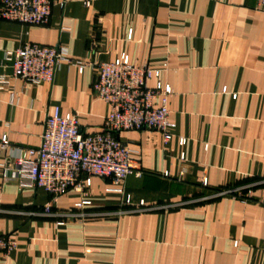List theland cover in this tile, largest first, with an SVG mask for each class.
Here are the masks:
<instances>
[{
	"label": "crops",
	"instance_id": "crops-1",
	"mask_svg": "<svg viewBox=\"0 0 264 264\" xmlns=\"http://www.w3.org/2000/svg\"><path fill=\"white\" fill-rule=\"evenodd\" d=\"M23 42L65 48L52 83L12 78L8 52ZM121 55L160 69L150 87L170 85L171 139L163 143L154 130L115 133L142 175H129L122 190L91 176L83 192L70 188L54 201L41 188L5 181L0 151V235L17 242L0 264H264V9L257 0H64L44 25L0 19V136L38 147L55 107L76 113L82 133L100 132L109 105L92 91L96 66ZM254 181L245 203L210 196ZM127 194L132 205L123 203ZM83 198L90 204L76 208ZM141 199L155 209L115 213ZM46 203L53 213L94 214H28Z\"/></svg>",
	"mask_w": 264,
	"mask_h": 264
},
{
	"label": "built area",
	"instance_id": "built-area-1",
	"mask_svg": "<svg viewBox=\"0 0 264 264\" xmlns=\"http://www.w3.org/2000/svg\"><path fill=\"white\" fill-rule=\"evenodd\" d=\"M64 6V0H0V19L25 25H44L49 21L54 4ZM257 6L264 9V0H257ZM12 58V78L27 83H52L56 70L68 58L64 47L21 43L8 52ZM80 63L79 69L82 70ZM97 75L92 91L97 98L109 105L100 132L84 134L79 129L76 113L61 115L58 107L46 114L40 143L35 148L10 145L6 133L0 136V151L5 153L2 163V177L16 182L19 189L41 188L51 196V201L68 189L83 192L91 183V176L110 179L112 185L122 190L129 175L141 176L139 162L130 157L128 145L115 137V133L127 130H154L162 135L163 143L171 137L174 123L169 120L168 100L172 89L168 83L157 80L153 87L148 80L158 77L160 69L149 66H135L128 55H121L110 62L96 66ZM16 101L10 93L11 104ZM179 144L185 138L179 137ZM183 158V155H181ZM167 175V173H164ZM203 186L206 179H202ZM260 181H254L218 190L210 196L228 195L242 203L251 197L252 189ZM264 204V199L261 200ZM124 205H132L130 196L125 195ZM89 199L75 203L80 209L89 205ZM49 203L42 210L31 211L29 215L76 216L85 218L94 213L82 211L53 213ZM155 209L145 205L141 199L137 207L117 209L115 213L148 211ZM17 246L10 235H0V254L3 258Z\"/></svg>",
	"mask_w": 264,
	"mask_h": 264
}]
</instances>
